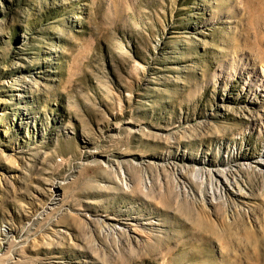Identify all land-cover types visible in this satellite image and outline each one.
<instances>
[{
  "label": "rangeland",
  "instance_id": "rangeland-1",
  "mask_svg": "<svg viewBox=\"0 0 264 264\" xmlns=\"http://www.w3.org/2000/svg\"><path fill=\"white\" fill-rule=\"evenodd\" d=\"M264 0H0V264H264Z\"/></svg>",
  "mask_w": 264,
  "mask_h": 264
},
{
  "label": "bare ground",
  "instance_id": "bare-ground-1",
  "mask_svg": "<svg viewBox=\"0 0 264 264\" xmlns=\"http://www.w3.org/2000/svg\"><path fill=\"white\" fill-rule=\"evenodd\" d=\"M262 91H264V86H263ZM1 235H2V237H1L0 240H3L6 237V232L5 231H2V234Z\"/></svg>",
  "mask_w": 264,
  "mask_h": 264
}]
</instances>
